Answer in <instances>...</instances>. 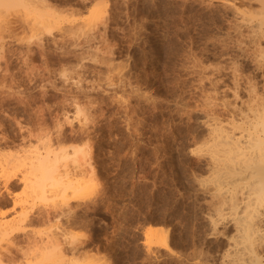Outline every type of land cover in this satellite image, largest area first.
<instances>
[{
    "label": "rangeland",
    "instance_id": "rangeland-1",
    "mask_svg": "<svg viewBox=\"0 0 264 264\" xmlns=\"http://www.w3.org/2000/svg\"><path fill=\"white\" fill-rule=\"evenodd\" d=\"M43 2L48 31L40 3L5 17L28 25L0 59V222L22 227L0 239L5 263L264 264V213L242 226L256 188L210 130L263 95L264 0ZM47 136L59 169L90 163L93 178L31 192L25 164ZM48 239L62 257L44 258Z\"/></svg>",
    "mask_w": 264,
    "mask_h": 264
},
{
    "label": "bare ground",
    "instance_id": "bare-ground-1",
    "mask_svg": "<svg viewBox=\"0 0 264 264\" xmlns=\"http://www.w3.org/2000/svg\"><path fill=\"white\" fill-rule=\"evenodd\" d=\"M44 3L45 2H43V0H0V59L7 58L5 49H3L6 38L12 37L17 29H24L28 26L23 21L24 19L22 21L14 20L13 22L5 19L7 13H9V9L11 10L15 6V8H17V6L25 7L27 5H33L31 7L41 9V14H38V17H36L37 19L35 18L33 27L46 28V31H48V29L54 24L56 16L54 14V10L44 6L46 5ZM35 4H38V6L36 5L35 7ZM46 7L48 9H46ZM13 11H15L14 8ZM31 26L32 24H29V27ZM252 102L253 103L250 108L248 107L249 109L247 108L248 110L244 112L245 114L243 113V115L241 113L242 118L240 121L238 120L236 123H232L230 121L231 123L229 126H225L219 122H214L212 123L213 125L210 126V130L214 134V141L216 145L215 155L220 156L219 160L225 162V164H230L236 172L246 174L245 177L250 178L252 180V184L256 188L252 193L246 192L244 195V198L248 202L251 201L253 207V213L243 218L242 226L247 232L257 230V227L254 225L257 213L260 215H262L261 211L264 213V92L262 96H257L254 100L252 97ZM46 139L47 140L44 142L45 144L43 146V152L34 153V150L33 153L35 155H31L30 153L29 155H31V157H28L29 161L27 160L29 163L25 164L28 167V169H26V171L28 170V174L31 172L29 169H32L31 173H33V170L37 172L32 175L33 177L31 176L32 178L29 177L27 181L25 180L26 182L23 181L26 185L29 181L27 186L32 187L31 192H33L36 187L37 189H42L43 185L48 183L53 184L64 182L63 185L74 188L75 186L81 184L82 180L85 181L87 177L93 178L94 169L90 163H88V167L85 171H82L81 173H77L74 169H59L60 160L67 156L66 151L63 152L65 148L56 146V144L52 147L53 144L49 143L51 141L50 137L47 136ZM60 142H62L61 139L56 142L57 145H61ZM75 152L76 151L74 149V151L70 153L72 154V161L75 159ZM2 168L3 167L1 166V170ZM30 175L31 174H29V176ZM26 177L27 176H25V179ZM37 192L38 191L36 190V193ZM43 192L45 191L42 189V193ZM234 197L235 196L232 193L230 198L234 199ZM19 221L23 222V218ZM19 228L21 229L22 227L18 226L17 221L12 223L4 221L0 222V239L6 238L9 234ZM151 237H154L153 233L151 234ZM52 241L54 240H46L45 244L47 243L50 245L48 247L43 245L45 249H48L46 251L47 254L42 252L44 258H46V255L48 257V254L51 252V254H53V251H56L55 254L57 253L58 256L62 257L60 245L56 242L58 240H56L55 243ZM45 249L41 250L45 251ZM241 252L251 258L256 256L254 250L251 248H244ZM7 253L8 252H0V264H6L5 262H14L13 258L10 255H7Z\"/></svg>",
    "mask_w": 264,
    "mask_h": 264
}]
</instances>
